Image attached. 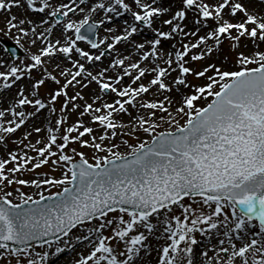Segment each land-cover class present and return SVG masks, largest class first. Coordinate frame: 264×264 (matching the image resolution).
I'll use <instances>...</instances> for the list:
<instances>
[{"label":"snow or ice","instance_id":"obj_1","mask_svg":"<svg viewBox=\"0 0 264 264\" xmlns=\"http://www.w3.org/2000/svg\"><path fill=\"white\" fill-rule=\"evenodd\" d=\"M0 14V264H264V0Z\"/></svg>","mask_w":264,"mask_h":264},{"label":"rangeland","instance_id":"obj_2","mask_svg":"<svg viewBox=\"0 0 264 264\" xmlns=\"http://www.w3.org/2000/svg\"><path fill=\"white\" fill-rule=\"evenodd\" d=\"M13 13L15 14V9H13ZM118 22H120V21L118 20ZM4 23H5V14H0V28L4 27ZM101 35H103V32H101ZM145 35H147V33H145ZM6 42H10V43L15 45V43L8 36H5L3 34V32H0V58L11 59L9 53L4 51V49H5L4 48V44ZM24 43H25V45L27 47V42L25 41ZM81 46H84V45L82 44ZM17 49L19 51V57L25 58V61L27 62L24 51L22 49H20L19 47H17ZM34 50L35 49H33V51ZM16 63H19V61L17 60ZM19 83H26V81H22V82H19ZM15 91H16V88L14 86L13 89L10 92L6 91L5 93L0 94V97H3L5 99L9 98L12 94L15 93ZM21 131L22 130H18V132L15 135L16 136H20L21 135ZM7 148L8 149H14L15 145L12 144L11 142H9ZM6 150L7 149H4V151H6ZM2 154H3V151H0V155H2ZM38 171L43 173L46 170L45 169H41V170H38ZM28 175L29 174H26L25 178H28ZM31 175H34V174H31ZM58 190L59 189H56V188L52 189V191H58ZM23 191H25L28 194H32L34 196V198H38V197L35 196V191H36L35 189L24 188ZM47 194L48 193L45 192V195H47ZM14 198H15V193H14ZM16 202H18V200ZM36 247L38 249V246H36ZM81 250H82V246L77 248V251H81ZM51 258H52V256H50L51 264H59L64 259H66V260H65V262L63 261L64 263H62V264H71V263L74 264V259L76 258V252H73L71 250H66L63 254H60L58 256H54L52 259ZM143 258L148 261V264H155V252L152 253L151 257L145 256Z\"/></svg>","mask_w":264,"mask_h":264},{"label":"bare ground","instance_id":"obj_3","mask_svg":"<svg viewBox=\"0 0 264 264\" xmlns=\"http://www.w3.org/2000/svg\"><path fill=\"white\" fill-rule=\"evenodd\" d=\"M15 14H18V15H19V14H20V10H18V9H15ZM53 257H54V256H52V258H53ZM52 258H51V259H52ZM65 260H66V259L62 260V261H61L59 264H62V263H64V262H65ZM63 261H64V262H63ZM71 264H72V263H71Z\"/></svg>","mask_w":264,"mask_h":264}]
</instances>
